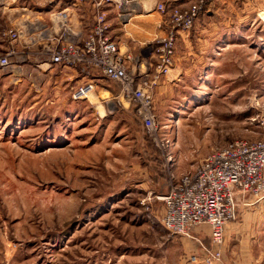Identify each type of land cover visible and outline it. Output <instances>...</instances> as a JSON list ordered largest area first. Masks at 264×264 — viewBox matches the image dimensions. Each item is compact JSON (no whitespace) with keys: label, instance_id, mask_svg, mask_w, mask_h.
<instances>
[{"label":"rangeland","instance_id":"1","mask_svg":"<svg viewBox=\"0 0 264 264\" xmlns=\"http://www.w3.org/2000/svg\"><path fill=\"white\" fill-rule=\"evenodd\" d=\"M5 2L7 12L23 10L20 23L61 5ZM209 4L180 45L176 34L172 68L184 55L182 81L155 100L170 70L152 90L157 142L116 83L98 78L88 100L73 102L74 70H43L33 58L0 69V264H204L210 228L168 233L162 197L213 151L264 138V0ZM10 16L0 15V45ZM156 39L133 56L153 61ZM70 70L77 78L59 89L44 76Z\"/></svg>","mask_w":264,"mask_h":264},{"label":"built area","instance_id":"2","mask_svg":"<svg viewBox=\"0 0 264 264\" xmlns=\"http://www.w3.org/2000/svg\"><path fill=\"white\" fill-rule=\"evenodd\" d=\"M205 2L198 0L169 12L164 5L157 6L159 13L167 15L168 30L157 37L156 46L150 47L155 55L151 62L122 52L109 36L106 9L112 5L120 11L124 0H90L94 13L87 32L72 21L75 2L50 8L45 13L46 20L39 14L3 32V41L10 48L0 57V69H19V64L33 58L41 59V65L47 62L74 70L82 81L72 88L73 102L88 100L95 93L98 78L116 83L121 88V101L136 105L143 126L157 142L152 90L172 69L176 34L191 31ZM247 197L253 203L264 200V138L253 143L236 140L209 154L194 172L163 195L165 211L161 223L168 233L186 238H191L194 228L207 225L212 246H202V262L213 264L221 259L227 224L236 218L240 200L248 204L244 200ZM195 260L194 256L190 258Z\"/></svg>","mask_w":264,"mask_h":264},{"label":"crops","instance_id":"3","mask_svg":"<svg viewBox=\"0 0 264 264\" xmlns=\"http://www.w3.org/2000/svg\"><path fill=\"white\" fill-rule=\"evenodd\" d=\"M58 1L61 3L58 7H63L64 3H68L67 0L62 1L64 3L60 0ZM124 1L125 5L120 11L114 9L112 5L106 9L107 21L109 24V36L112 40L118 43L122 52H129L132 55L138 56L144 52L156 37L162 36L166 32L167 28L165 23L167 21V15H162L157 11L158 5H164L169 12L174 7H188L197 0ZM216 1L219 0H208L210 3L209 5L215 4ZM75 3L76 7L73 10L72 21L74 24L81 26V28L87 32L92 26L93 8L89 4L90 2L84 4H80L79 2ZM6 7L5 0H0L1 17L5 20L4 16H6L7 13L12 15L10 16V27L20 23L23 19V13L21 12L22 9L19 7L7 12ZM37 16L38 15H36V17ZM118 16H120V18ZM197 20H200L199 17L196 19V22ZM194 26L196 28V25ZM203 30L205 29L199 31L207 32L206 30ZM186 36L187 35L184 36V34L180 33L181 38L179 37L178 39L179 45L185 41ZM9 48L10 46L8 43L0 45L2 55ZM16 49L19 51L20 47L17 46ZM181 59H185L184 55L183 57H177V60L179 61L175 62L171 71L162 79V82L156 88L155 100H161L164 91L178 86L180 84L179 82L182 81L188 68L182 63V61H180ZM31 64L33 65L34 63ZM45 65L47 66L49 64H43L41 69L45 70L47 68H44ZM69 72V74H58L55 76L45 74L44 76H47L49 81L53 79L52 82H54V87L59 89L64 87V84H67L71 77V79L77 78L75 74V76L71 75V73L73 74V71L70 70ZM81 81L82 79H79L76 83L80 84ZM60 85L62 86L60 87ZM246 202L250 203V205H245L244 207L240 205L237 209V221L227 224L224 242L221 246V260L213 264H264V200L252 203L253 199L248 197ZM205 232L209 233V228L205 225L199 226L194 230V234L198 235ZM200 245L206 244L202 243ZM202 255L198 254L197 258L200 259ZM189 257L191 256L188 255L187 260ZM185 264L189 263L185 262Z\"/></svg>","mask_w":264,"mask_h":264},{"label":"trees","instance_id":"4","mask_svg":"<svg viewBox=\"0 0 264 264\" xmlns=\"http://www.w3.org/2000/svg\"><path fill=\"white\" fill-rule=\"evenodd\" d=\"M148 140H149L150 143H153L151 138L148 137ZM153 145H154V143H153Z\"/></svg>","mask_w":264,"mask_h":264}]
</instances>
